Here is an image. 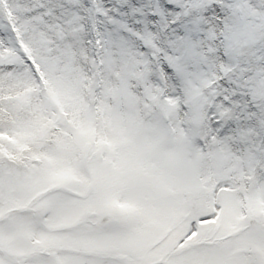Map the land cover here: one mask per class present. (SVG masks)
Wrapping results in <instances>:
<instances>
[{
	"label": "snow or ice",
	"instance_id": "1",
	"mask_svg": "<svg viewBox=\"0 0 264 264\" xmlns=\"http://www.w3.org/2000/svg\"><path fill=\"white\" fill-rule=\"evenodd\" d=\"M0 264H264V0H0Z\"/></svg>",
	"mask_w": 264,
	"mask_h": 264
}]
</instances>
